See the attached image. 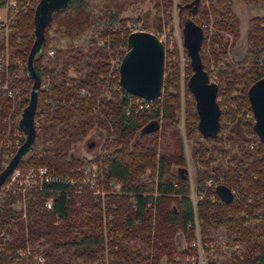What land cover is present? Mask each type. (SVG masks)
Instances as JSON below:
<instances>
[{"label":"trees","instance_id":"16d2710c","mask_svg":"<svg viewBox=\"0 0 264 264\" xmlns=\"http://www.w3.org/2000/svg\"><path fill=\"white\" fill-rule=\"evenodd\" d=\"M39 1L0 0V7L7 6V21L0 23V136L17 130L24 136L20 145L25 140L20 120L34 82L27 59ZM144 1L69 0L48 22L34 58L41 80L36 139L17 169L46 167L57 180L24 195L0 188V264H197L190 261L199 254L193 244L197 232L207 264H264V139L254 130L248 96L252 84L264 77V0H241L250 18L246 49L236 63L230 61L226 36L240 32L233 0H154L156 32L170 25L175 9L180 18L186 14L185 24L203 29L212 17L218 30L212 42L219 48L212 53L220 80L218 97L223 95L221 128L212 136L198 130L188 87L194 72L191 61L185 80L184 133L178 61L165 63L157 108L149 112L129 107L136 95L120 87L118 71L109 75V52L117 55L118 46L127 49L133 33L122 34L129 20L124 15ZM200 57L204 67L201 48ZM248 113L253 118H247ZM13 117L12 127L8 122ZM241 121L242 132L236 128ZM96 128L106 133V139L91 162L102 164L103 184L113 181L122 186V194L104 196L106 207L88 187L72 181V176L80 178L76 168L85 164L73 149ZM184 138L193 144V183ZM212 143L222 147L219 162ZM19 146L8 153L9 160ZM221 184L234 192L231 202L218 195ZM78 187L80 194L75 193ZM50 196L52 208L45 209ZM17 202L25 206V218ZM103 221L109 228L107 238ZM178 232L184 235L186 248L178 247ZM36 256H43L44 262Z\"/></svg>","mask_w":264,"mask_h":264},{"label":"water","instance_id":"95a60500","mask_svg":"<svg viewBox=\"0 0 264 264\" xmlns=\"http://www.w3.org/2000/svg\"><path fill=\"white\" fill-rule=\"evenodd\" d=\"M69 0H40L35 17V39L31 47L27 66L34 82L30 93L29 104L24 109L20 127L25 134L24 142L11 157L0 173V188L17 169L20 162L33 150L36 139L35 114L38 104V89L41 80L34 68V58L42 48L45 28L53 13L67 6ZM184 45L188 50L193 74L189 78L188 87L194 97L198 113V130L204 136L216 134L220 128L221 108L217 96L219 85L210 80L203 67L200 48L203 41V30L193 24L186 23L183 29ZM165 45L160 38L151 32L135 31L128 38V50L119 69L120 87L146 100L159 98L164 80ZM254 116V130L264 139V77L252 84L248 91ZM216 191L225 202H231L234 192L226 185H218Z\"/></svg>","mask_w":264,"mask_h":264},{"label":"rangeland","instance_id":"374dc122","mask_svg":"<svg viewBox=\"0 0 264 264\" xmlns=\"http://www.w3.org/2000/svg\"><path fill=\"white\" fill-rule=\"evenodd\" d=\"M155 1L154 0H146L144 2H141L137 5H134L132 8H130L126 13L125 17L128 18L129 20L127 21V25L125 26V29H122V34L125 35V33L128 32H135V31H147L156 34L160 40L164 43L165 45V51L166 55L170 53L171 56L166 58L165 55V63L167 61L171 60H176L179 62V70H180V84H181V96H182V110H181V121L182 123L180 124V128L182 130V133H184V102H185V80L187 79V69L189 68V62L188 60V55L185 52L184 48V41H183V29H184V24L187 21L186 19V14L180 18L178 16L177 9L174 10L173 12V21L170 22V25H164V28L162 29L161 32H156L153 29V24H154V19H155V8H154ZM233 7L235 12L237 13L239 19H240V32L238 36H234L232 34H227L226 36L230 39V47L229 49V55H230V61L233 62H238L244 55L245 49H246V32L248 28V20L250 18L249 16V9L246 7V5L241 1V0H233ZM7 9V6L0 7V23H6L7 21V13L5 17V10ZM140 19L139 23H133L131 20H136ZM203 30H204V38H203V43L201 46V55L205 59V69L209 72L210 80L213 82H216L220 84V80L217 78V76L214 73L215 70V65H214V55L212 53L213 49L219 48V44L213 43V37L216 33H218V30L214 27L213 22H212V17L210 19L209 23H204L202 25ZM207 35V36H206ZM175 51H178L179 54H174ZM49 55H52L53 53H50ZM116 52V51H114ZM111 55L109 56L110 60L111 58L116 55L114 53L109 52ZM109 60V63H110ZM19 66L22 65V62L20 61L18 63ZM116 74H118L117 70H114L112 72V66H111V71L109 75L114 77ZM219 94V92H218ZM223 94H221L219 97L217 96L218 103L221 102V97ZM194 98V97H193ZM220 106V105H219ZM230 106L227 105V107ZM154 108H157L155 105ZM14 111V108L12 109V112ZM149 112V111H148ZM252 114L248 113L247 118H251ZM253 118V117H252ZM15 121L14 117L13 120H10L8 122L9 126L13 127V122ZM242 121L236 124V128L239 131H243V126H242ZM13 129H8L6 133H3L2 136H0V170L4 169L7 165V162L9 160V157L7 156L8 153L15 147H18L20 145V141L24 138L22 135H17V130L15 132H12ZM17 138L19 139L17 141ZM106 139V133L102 132L99 129H94L91 131L84 139V141L80 144H78L74 149H73V154L76 158L85 160V164L83 166L77 167L76 172L80 173V178L76 179L75 177L72 176V181L79 185V186H86L90 190L91 194L93 195L94 198H96L97 201L101 202V206L106 207V196L107 194L109 195H117V194H122V186L119 183H115L113 181L109 182H104L103 184V179L105 178L103 175V166L101 163L97 162H91V160L95 159V157L98 156V154L101 151V148L105 142ZM19 143V144H18ZM192 141L184 138V150H185V158L187 162V166L189 168V174L191 178V183H193V178L195 176V166H194V161L192 157ZM212 148L213 155L217 157L218 162L220 161L218 157V149L222 148L219 146L217 143H212L210 144ZM217 161V160H216ZM40 169L46 170L47 175L53 174V171H50L46 167H40V168H28V169H17V171L6 181V183L3 185L5 188V191L11 190V189H16L21 191L22 195H24L28 191H37V188L39 186H34L35 182L38 181L39 176L38 175H33L34 177V184L30 185V188L22 191V187L25 186V182L23 179L30 173H36L35 171H40ZM45 171V172H46ZM19 174V175H18ZM32 182V181H31ZM93 182V183H92ZM79 191L75 192L76 194L82 193V190H80V187H78ZM14 193H18V191H14ZM157 196V195H156ZM194 200H196L197 196L196 194L191 195ZM52 199V196L47 197L44 203L45 209H51L46 206V202ZM53 200V199H52ZM17 205H19V210L21 209L23 211V218L26 217V211L24 210L25 206L17 202ZM110 219V218H107ZM59 223V221L57 222ZM108 226L107 222L103 221V230L104 234L107 238V233H108ZM177 245L180 249L186 248L187 246V241L182 234V232L177 233ZM197 241L194 242L193 244L197 246L198 248V255L195 256L193 255L190 257V261L199 264L201 261V264H207V258L206 254L204 252V249L202 248V243L200 241V235L197 232ZM9 240H11V236H9ZM193 245V246H194ZM21 256L24 255V252L20 251ZM38 257H43V256H36L35 258L38 260ZM39 261V260H38ZM40 262V261H39ZM44 262V261H43ZM40 262V263H43Z\"/></svg>","mask_w":264,"mask_h":264},{"label":"built area","instance_id":"2783aa9c","mask_svg":"<svg viewBox=\"0 0 264 264\" xmlns=\"http://www.w3.org/2000/svg\"><path fill=\"white\" fill-rule=\"evenodd\" d=\"M202 28H204V27H202ZM203 36H205L204 35V30H203ZM207 36V35H206ZM128 49V48H127ZM127 49L126 48H123V47H121V46H118L117 48H116V51L118 52V54L117 55H114L112 58H111V60H110V63H111V66H112V72L114 71V70H117L118 72H119V69H120V64H121V62H122V59H123V57H124V53L125 52H127ZM123 52V54H121ZM50 53H53V51H51ZM154 104H155V100H146V99H143V98H141V97H138V96H136V97H131L130 98V101H129V107H131L132 106V108L135 110V112H144V111H152L153 109H154ZM18 141V140H17ZM19 144V143H18ZM8 164V163H7ZM17 171V169L14 171V173ZM46 170H43V169H40V171L38 170V171H35L36 173H30V174H28L26 177H24L23 179H26V180H24V182H25V186H23L22 187V191H24V190H26V189H28V188H30V185L31 184H34V177H33V175L32 174H34L35 176L36 175H38L39 176V179H38V181H36L35 182V184H34V186L33 187H35V186H39V185H41L42 186V184H43V182H47V183H50V182H53V181H55V180H57V178H55L54 176H52V175H47V171L45 172ZM13 173V174H14ZM12 174V175H13ZM11 175V176H12ZM19 175V174H18ZM10 176V177H11ZM9 177V178H10ZM32 181V182H31ZM93 183V182H92ZM17 191H19V192H21L20 191V189L19 190H17ZM52 202H53V200L52 199H49L47 202H46V206L48 207V208H52ZM38 260L40 261V262H43L44 261V258L43 257H38ZM199 264H201V261H200V263Z\"/></svg>","mask_w":264,"mask_h":264},{"label":"crops","instance_id":"0c3cea01","mask_svg":"<svg viewBox=\"0 0 264 264\" xmlns=\"http://www.w3.org/2000/svg\"><path fill=\"white\" fill-rule=\"evenodd\" d=\"M7 9L5 10V17H6Z\"/></svg>","mask_w":264,"mask_h":264},{"label":"flooded vegetation","instance_id":"af4514ba","mask_svg":"<svg viewBox=\"0 0 264 264\" xmlns=\"http://www.w3.org/2000/svg\"><path fill=\"white\" fill-rule=\"evenodd\" d=\"M183 39H184V35H183ZM210 77V76H209Z\"/></svg>","mask_w":264,"mask_h":264}]
</instances>
